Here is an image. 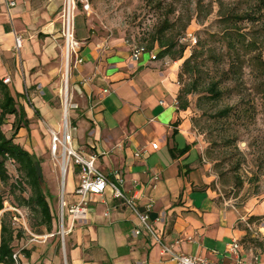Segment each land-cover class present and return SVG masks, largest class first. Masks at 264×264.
I'll return each mask as SVG.
<instances>
[{
    "label": "crops",
    "instance_id": "0c3cea01",
    "mask_svg": "<svg viewBox=\"0 0 264 264\" xmlns=\"http://www.w3.org/2000/svg\"><path fill=\"white\" fill-rule=\"evenodd\" d=\"M5 1L0 0V79L11 78L20 95L35 86L57 89L61 60L53 43L58 28L52 16L58 1L43 0L37 8L32 0H9L16 2L10 11ZM16 36L24 39L20 53L15 51ZM78 40L84 63L72 69L78 105L71 113L75 149L95 156L97 168L109 177L120 173L125 193L136 198L142 211L150 206V224L176 252L211 264H236L227 249L238 240L244 262L255 253L264 264V195L243 207L224 197L211 164L201 160L203 146L189 112L178 110L181 63H164L157 52L134 61V45L125 40L89 35ZM41 103L38 112L49 136L35 154L44 170L49 168L44 158V147L51 143L49 129L59 130L63 109L44 98ZM28 115L32 120L31 110ZM76 171L69 205L79 201ZM48 176L55 181L50 171ZM50 198L54 200L52 194ZM22 246L27 253H20L21 264H176L109 190L92 199L85 219L67 237L65 251L56 235L41 242L29 239Z\"/></svg>",
    "mask_w": 264,
    "mask_h": 264
},
{
    "label": "rangeland",
    "instance_id": "374dc122",
    "mask_svg": "<svg viewBox=\"0 0 264 264\" xmlns=\"http://www.w3.org/2000/svg\"><path fill=\"white\" fill-rule=\"evenodd\" d=\"M57 1L52 18L56 20L58 28L53 43L61 60L58 76L60 85L57 89L49 88L48 91L41 86L27 90L25 88L22 96L17 99L19 104L24 106L27 115L29 110L32 111V120L30 134L24 129L16 142L34 154L40 141L45 142L49 136L45 132V123L40 113L36 112L39 107L42 108V99H46L54 108H64L67 63L66 44L60 31L64 0ZM77 1L82 4L81 0ZM32 2L37 8L40 3L43 4V0ZM89 3L91 6L89 13L84 11L83 4L82 7L78 6L76 11L77 38L89 35L108 41L125 40L135 45L147 41L166 16L165 9H158L159 4L165 8L170 6L174 8V13L170 16L172 21H176L172 36L176 35L175 38L179 39V47L186 46L184 58L179 61L181 66L194 52H198V57L194 60L195 67L198 66L199 69L198 78L186 74L182 78L179 76V82L181 89L193 85L196 87L189 97L188 112L192 130L200 138L203 146V155L211 164L212 170L216 159L221 163L220 170L229 173L230 187L223 188L221 185L220 188L224 197L229 196L236 206L243 207L252 197L264 195V108L261 97L256 93V78L254 79L249 64H245L242 73L236 75L233 80L225 76L234 61L229 45L233 38L237 39V34L228 30L222 18L223 15L229 14L230 10L243 11L252 8L257 0H89ZM188 30L193 33L196 43L184 40ZM261 33L262 28L258 24L243 23L239 35L251 38L254 35L259 37ZM199 45L201 49L200 47L197 49ZM155 52L158 56L160 49L156 47ZM159 60L167 64L175 62L169 57ZM181 66L179 75L182 72ZM69 75L68 89L72 95V69ZM218 82H222L219 84L221 96L213 98L209 88L212 83ZM11 85L12 83L9 86L14 89ZM226 110L230 111L229 115L221 116ZM13 121L14 118H10L9 124L4 128L9 136L12 134ZM196 145L195 143L194 147ZM49 149V145L44 147V158L48 160L49 168L45 167L43 173L49 196L52 194L54 197V200L49 197L54 217L56 222L58 221L57 232L54 235L60 239L59 211L55 210L54 204L56 203L60 209L63 194L65 200H68L73 184L77 180L74 175L75 165L72 162L63 190L60 164L52 158ZM238 165L240 166L237 167ZM8 169L12 176L17 174L16 167L10 163ZM49 171L56 177L55 181L50 180ZM213 172L215 174V169ZM236 178L243 181L241 190L235 186ZM0 190L7 193L9 202L5 205L9 208L15 197L8 195L9 186L3 187L0 184ZM21 212L25 216V222L17 223L18 227L29 228L30 224H35V218L30 211ZM24 241L19 243V251Z\"/></svg>",
    "mask_w": 264,
    "mask_h": 264
},
{
    "label": "trees",
    "instance_id": "16d2710c",
    "mask_svg": "<svg viewBox=\"0 0 264 264\" xmlns=\"http://www.w3.org/2000/svg\"><path fill=\"white\" fill-rule=\"evenodd\" d=\"M78 6L82 4L78 2ZM264 0H257L256 5L252 8L239 11L237 9L230 10L229 14L223 15V21L228 30L237 34V39L233 38L230 42L229 50L234 61L225 73L226 78L233 80L235 76L242 73L245 64H249L250 69L256 81V93L261 97L264 108ZM158 9L166 10V16L158 25L156 32L147 41L141 44H133L134 46L143 47L148 53L155 52L156 47L160 49L157 59L171 58L175 62H179L184 58L186 46H178V40L173 35L175 22L170 19L174 13V8L163 7L158 5ZM243 23H251L259 25L262 28L260 36L239 35ZM187 25L184 27L186 31ZM190 31L188 30L186 35ZM171 33V34H170ZM233 36V34H229ZM179 47V48H178ZM201 46L199 45L197 49ZM198 52H194L191 57L184 61L180 78L189 74L191 77L198 78L199 69L195 67L194 60L197 59ZM180 83V82H179ZM218 83H212L209 92L213 98L221 96ZM197 84V80H195ZM181 85V84H180ZM195 85L184 87L180 90L177 105L179 112H188L190 109L189 97L194 93ZM22 95L16 93L9 85L4 84L0 79V184L5 187L9 186L8 195H13L14 200L11 201L10 207L6 208L9 202L7 193L0 190V264H16L14 259L15 253H27L25 249L18 250L19 243L32 239L33 236L50 235L57 232L58 221L53 214L51 203L49 201V192L45 186V179L41 167V161L33 152L25 149L16 142L20 132L26 130L29 134L30 120L23 105L19 104L18 98ZM38 112V111H36ZM226 110L223 115H229ZM10 118H14L12 123V134L9 136L4 128L9 124ZM185 150L184 153L188 152ZM201 160H206L205 156H201ZM211 160H213L211 158ZM207 162V160H206ZM16 167V175L9 173L8 164ZM214 163L215 175L218 177V184L224 188L230 187L229 173L220 170L221 163L216 160ZM238 165L237 167H239ZM235 167V169H238ZM213 169V170H214ZM78 172V171H76ZM240 190L243 188V181L236 178V185ZM229 197V196H228ZM227 197V198H228ZM31 212L35 218V224H30L29 228L18 227L17 223L22 224L21 216L15 211ZM28 229V230H27ZM30 233H29V232Z\"/></svg>",
    "mask_w": 264,
    "mask_h": 264
},
{
    "label": "built area",
    "instance_id": "2783aa9c",
    "mask_svg": "<svg viewBox=\"0 0 264 264\" xmlns=\"http://www.w3.org/2000/svg\"><path fill=\"white\" fill-rule=\"evenodd\" d=\"M8 10L16 7L15 1L6 0ZM84 11L89 13L91 6L89 0H81ZM78 9L77 0H64L62 11V37L66 44V84L65 101L63 108L62 122L59 130L49 129L51 143L50 153L52 158L60 164V170L63 180V190L65 187V179L69 173L72 162L75 169L79 173V183L75 190V195L79 198L77 203L69 205L63 194L60 210H59V225L60 230L58 235L61 237V245L63 250L66 248V239L74 231L78 222L83 221L89 212L91 201L93 198L104 195L109 190L115 200L121 201L127 208L131 210L133 215L138 219L141 225L151 233L157 243L160 244L162 254L170 257L176 264H211V262L203 257L197 255H186L175 251L174 245H166L161 241L160 236L153 229L150 224V206L146 211H142L137 200L133 196H128L124 189V180L120 177V173L116 172L114 178L109 177L96 166L97 158L95 156H85L74 147L73 124L71 113L78 109V105L74 102L73 94L70 95L68 89L70 69H74L84 63L81 56V44L77 38L76 26V11ZM184 40L194 41L193 33H188ZM24 39L22 36H16L15 51L20 53L23 49ZM148 53L146 49L139 46H134L132 50V59L139 61L141 57ZM4 84L10 85L11 78L3 79ZM153 149H158V144L152 145ZM135 157H141V153L135 154ZM159 178L155 177V181ZM25 222V216L20 210H15ZM28 230V229H27ZM29 232V231H28ZM30 233V232H29ZM140 231H136V235H140ZM54 236V235H51ZM33 236L32 241L41 242L46 241L49 237ZM176 244H179L177 242ZM228 252L232 254L236 260V264H259L260 257L258 254L252 253L247 262L243 261L241 254V246L238 240H234L228 246ZM14 259L16 264H21L20 254L15 253ZM222 264V263H219Z\"/></svg>",
    "mask_w": 264,
    "mask_h": 264
},
{
    "label": "bare ground",
    "instance_id": "6f19581e",
    "mask_svg": "<svg viewBox=\"0 0 264 264\" xmlns=\"http://www.w3.org/2000/svg\"><path fill=\"white\" fill-rule=\"evenodd\" d=\"M66 90H67V88H66ZM66 90H65V91H66ZM0 229H1V226H0Z\"/></svg>",
    "mask_w": 264,
    "mask_h": 264
}]
</instances>
